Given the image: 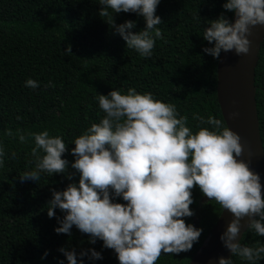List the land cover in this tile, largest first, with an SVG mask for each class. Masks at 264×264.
<instances>
[{
	"label": "trees",
	"instance_id": "1",
	"mask_svg": "<svg viewBox=\"0 0 264 264\" xmlns=\"http://www.w3.org/2000/svg\"><path fill=\"white\" fill-rule=\"evenodd\" d=\"M223 3L161 0L156 15L163 22L157 26L163 39L156 40L151 57H141L126 47L107 23L108 17L99 16L98 0H0V146L5 153L0 168V264H68L58 250L61 247L77 253L95 248L102 253L99 260L84 257V264H119L114 250L104 248L99 239L90 244L87 234L75 226L71 236L55 232L57 219L47 214L51 189L78 184L80 174L71 168L75 159L71 149L76 137L104 117L99 94L113 89L126 94L129 88L150 92L187 116L194 133L198 127H211L193 119L194 114L224 120L216 96L218 60L203 52L212 45L202 36L209 20L221 13L232 19L233 13ZM113 18L116 24L136 21L134 32L146 23L136 13H113ZM69 46L72 53L65 52ZM257 57L255 99L264 147V37ZM29 78L38 81L39 87H26ZM49 81L54 86L45 87ZM8 130L13 135H7ZM44 130L67 144L69 151L63 158L69 161L68 172L74 173L72 180L64 174L42 173L39 182L21 183L19 175L35 168V158L31 154L34 141L21 143L19 135ZM192 196L194 215L185 222L203 229L199 242L188 252L162 254L156 264H188L218 218L222 208L215 201H202L198 186ZM55 211L56 216L64 215L58 208ZM242 237V244L264 245V236L245 231ZM232 260L249 264L238 256ZM257 264H264V258Z\"/></svg>",
	"mask_w": 264,
	"mask_h": 264
},
{
	"label": "clouds",
	"instance_id": "2",
	"mask_svg": "<svg viewBox=\"0 0 264 264\" xmlns=\"http://www.w3.org/2000/svg\"><path fill=\"white\" fill-rule=\"evenodd\" d=\"M161 0H98L100 17L141 57H151L157 39H163L156 15ZM224 13L209 20L203 39L211 47L203 52L219 60L221 53L237 56L250 53L252 29L264 26V0H224ZM111 10V11H109ZM136 13L145 20V27L132 31L136 21L116 24L113 13ZM66 53H72L69 46ZM26 87L36 89L39 82L29 78ZM54 86L49 81L45 87ZM105 114L75 138L71 168L79 172V181L63 190L51 189L47 202L49 218L56 217L57 234L72 235L75 226L87 234L89 243L99 239L103 247L112 249L119 264H156L162 254L188 252L199 242L202 228L185 222L194 215L192 190L199 187L209 201H215L231 214L219 239L231 256L218 258V264H233L238 256L249 264L264 258V245L241 243V228L264 236V186L243 156L245 148L240 135L225 126L224 120L199 114L193 119L211 127H198L194 133L188 117L181 116L174 104L157 100L150 92L138 93L129 88L126 94L117 89L97 97ZM17 119H21L17 116ZM7 135L13 133L8 130ZM31 138V154L35 168L19 175L20 182H39L42 173L64 174L72 180L69 161L63 154L69 149L63 138L47 130L19 135L21 143ZM4 149L0 146V168L4 166ZM15 152L12 158L15 159ZM116 198H122L123 203ZM64 215L56 216V209ZM247 218V219H245ZM244 221V224L241 222ZM240 237V239H238ZM68 264H84L103 259L95 248L58 249ZM47 252H45V256ZM77 256L80 259H77ZM63 264V262H61Z\"/></svg>",
	"mask_w": 264,
	"mask_h": 264
},
{
	"label": "water",
	"instance_id": "3",
	"mask_svg": "<svg viewBox=\"0 0 264 264\" xmlns=\"http://www.w3.org/2000/svg\"><path fill=\"white\" fill-rule=\"evenodd\" d=\"M263 37L264 26L254 27L252 35L249 36L250 53L246 56H237L234 52H222L216 70V96L222 117L226 126L240 135L241 143L245 148L240 159L250 162L249 166L259 174L262 186H264V147L259 129L254 81L257 53ZM201 200L206 201L208 198L203 195ZM231 219V214L222 209L188 264H218L219 257L231 256L230 251L219 239ZM241 223L244 224V221ZM245 231L246 226L241 228V236Z\"/></svg>",
	"mask_w": 264,
	"mask_h": 264
}]
</instances>
